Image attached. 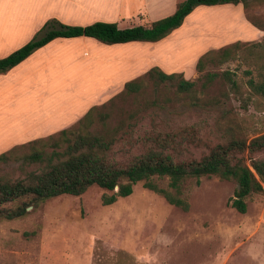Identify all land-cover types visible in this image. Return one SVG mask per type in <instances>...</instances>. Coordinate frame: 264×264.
Returning a JSON list of instances; mask_svg holds the SVG:
<instances>
[{"label":"rangeland","instance_id":"rangeland-1","mask_svg":"<svg viewBox=\"0 0 264 264\" xmlns=\"http://www.w3.org/2000/svg\"><path fill=\"white\" fill-rule=\"evenodd\" d=\"M200 7L205 9L200 10ZM193 11L192 15H187L185 24L183 22L155 45H135L133 49H124V52L132 53L135 49L148 58H161L164 66L161 69L180 72L183 78L193 82L197 97H216L222 106L229 108V117L241 125L239 136L244 140L263 133L264 100L248 91L246 81L256 78V72L263 70L264 32L257 41L242 39L239 31L233 37L218 39L215 36H221L220 30L228 29L226 33L234 30L231 15L236 14V10L227 4H219L199 5ZM248 14L264 25V0L249 6ZM233 41L240 43L233 57L221 63L206 61L201 72L195 71L197 57L205 51L200 47L206 42L211 47L209 49H213ZM80 67L78 65L70 72L63 71L61 80L71 81L76 76L77 84L82 80L86 84L85 77L90 76L91 67L87 69L85 63ZM149 68L150 65L141 66L136 74L126 75L121 85L118 84L113 92L92 105L97 109L90 128L100 130L102 124L108 128L119 120L138 122L144 127L148 124L147 117L140 120V114L132 119L129 115L146 98L152 100L156 96L161 99L167 95L166 90L162 89L157 95L155 89L150 92L147 87L144 90L149 95H128L116 97L111 102L108 100L121 90L124 82L143 75ZM222 71L237 82L234 94L221 77ZM206 73H216V76L200 87ZM60 84L63 92L47 95L60 105L55 107L58 109L77 105L83 90L87 95L92 92L90 84L73 92H65L69 88L63 86L64 82ZM170 100L178 103L172 98ZM179 101H187V97ZM99 112L100 117L97 115ZM215 118L216 113H211L199 118L186 116L184 121L208 123L213 127ZM76 121L66 127L75 126ZM6 122L0 116V152L19 146L13 159L0 161V173L17 175L22 156L28 152V147L20 144L44 138L58 130L10 142L20 139L21 134L11 131L16 127ZM223 122L229 121L226 118ZM217 135L213 131L208 132L202 135L201 140L210 145L217 140ZM204 151L203 146H186L184 155L197 159ZM151 180L157 187L171 191L165 176L154 175ZM234 184V181L214 175L203 176L197 184L193 179L184 180L179 196L186 199L187 211L166 203L160 195L142 188L139 182L132 185L129 195L117 197L108 205L101 204L100 196L110 191L95 185L79 195L60 194L38 201L27 206L29 208L19 217L5 219L0 216V264H264V188L244 199L246 209L239 214L228 204ZM19 201L4 206L13 207Z\"/></svg>","mask_w":264,"mask_h":264},{"label":"trees","instance_id":"trees-1","mask_svg":"<svg viewBox=\"0 0 264 264\" xmlns=\"http://www.w3.org/2000/svg\"><path fill=\"white\" fill-rule=\"evenodd\" d=\"M261 1L179 0L174 3L170 14L147 25L124 28L107 21L80 26L47 19L26 43L0 57V74L36 48L58 37L85 36L107 45L157 41L179 27L184 17L199 5L239 3L244 19L255 28L264 30V25L248 14L249 6ZM238 46L239 41H233L205 50L197 57L195 71L201 72L206 61L221 63L233 57ZM220 75L234 94L237 82L226 71ZM215 76L216 73L204 74L200 87ZM194 85L180 72L167 73L153 65L143 75L127 80L121 90L108 100L111 102L116 97L128 95L143 96L148 94L144 90L147 87L150 92L155 89L157 95L162 89L166 90L167 95L161 99L156 96L152 100L146 98L129 115L131 119L139 114L140 120L147 117L145 127L139 126L138 122L119 120L108 128L102 124L100 130H95L90 126L97 107L91 106L75 126L20 144L27 146L28 152L22 156L19 173H0V216L5 219L19 217L25 213L27 206L38 201L60 194L79 195L91 185L110 191L100 196L101 204L108 205L117 197L129 195L132 185L138 182L142 188L160 195L166 203L187 211L186 199L179 196L180 185L186 179H193L197 184L200 178L210 175L234 181L228 204L243 214L246 209L244 199L253 193H260L264 188V132L251 135L247 140L241 138V125L229 117V108L222 106L216 97H197ZM246 88L252 95L264 100V65L263 70L256 72V78L246 81ZM184 97L187 101H179ZM170 98L178 103H172ZM240 106L244 111L242 101ZM211 113H216L213 127L208 123L184 121L186 116L199 118ZM97 115L100 117V112ZM226 118L228 123L223 122ZM212 131L218 133L217 140L207 145L201 137ZM18 146L0 152V161L11 159ZM186 146H203L205 151L197 159L187 158L184 155ZM154 175L165 176L171 191L157 187L151 180ZM15 200H20L15 206H4Z\"/></svg>","mask_w":264,"mask_h":264},{"label":"crops","instance_id":"crops-1","mask_svg":"<svg viewBox=\"0 0 264 264\" xmlns=\"http://www.w3.org/2000/svg\"><path fill=\"white\" fill-rule=\"evenodd\" d=\"M174 3L172 0H0V57L26 43L47 19L54 18L66 25L80 26L94 21H107L124 28L147 25L168 15L173 11ZM224 4L236 10V14L231 15L234 30L227 33L228 29L220 30L221 36L215 37H233L239 31L241 38L246 41L259 40L264 31L244 19L240 4ZM202 9L205 8L200 7ZM187 15L182 20L184 24L189 16ZM159 40L151 43L132 41L107 45L85 36L58 37L36 48L26 58L0 74V95H3L0 98V116L6 123L16 127L11 131L21 134L20 139L13 138L10 142L64 129L78 120L89 107L113 92L126 75L131 76L140 71L141 66L155 65L164 69L161 58H148L135 49L132 53L124 52V49L135 48V45H155ZM201 48L208 50L211 47L206 42ZM124 54L126 55L123 56ZM84 63L87 69L91 67L90 76L85 77L86 84L84 80L77 84L76 76L71 81L61 80L63 71H73V68L78 65L82 67ZM61 81L64 82L63 86L69 88L65 92L76 91L88 84L92 92L87 95L82 89L77 105L72 104L66 109L55 108L60 105H56L55 100L47 95L59 94Z\"/></svg>","mask_w":264,"mask_h":264},{"label":"water","instance_id":"water-1","mask_svg":"<svg viewBox=\"0 0 264 264\" xmlns=\"http://www.w3.org/2000/svg\"><path fill=\"white\" fill-rule=\"evenodd\" d=\"M29 207H26V209H28Z\"/></svg>","mask_w":264,"mask_h":264}]
</instances>
